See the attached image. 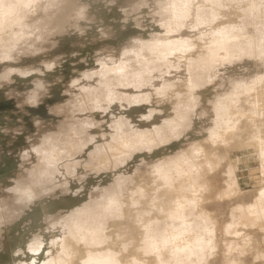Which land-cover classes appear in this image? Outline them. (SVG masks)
<instances>
[{
  "label": "rangeland",
  "instance_id": "374dc122",
  "mask_svg": "<svg viewBox=\"0 0 264 264\" xmlns=\"http://www.w3.org/2000/svg\"><path fill=\"white\" fill-rule=\"evenodd\" d=\"M0 210L12 264H264V0H0Z\"/></svg>",
  "mask_w": 264,
  "mask_h": 264
},
{
  "label": "crops",
  "instance_id": "0c3cea01",
  "mask_svg": "<svg viewBox=\"0 0 264 264\" xmlns=\"http://www.w3.org/2000/svg\"><path fill=\"white\" fill-rule=\"evenodd\" d=\"M34 196V194H32V192H31V197H33ZM24 212V210H0V228H2L3 227V225L5 224V223H8V222H11L12 221V223L14 222V221H16L21 215H22V213ZM20 215V216H19ZM11 216H13V217H11ZM19 216V217H18ZM10 217V218H9ZM4 221H7V222H5L4 223ZM3 229V228H2ZM2 238V237H1ZM28 238V237H27ZM27 240L28 239H26V242H27ZM27 244V243H26ZM25 244V245H26ZM4 245H5V241L3 240V239H0V251L1 250H3L4 248ZM25 247V246H24ZM6 250H8V249H6ZM26 252H28L27 250H26ZM30 253V252H29ZM35 254V253H34ZM15 255H17V254H15ZM14 255V256H15ZM14 256H13V254L11 255V257H10V261L8 262V260L7 259H5V257L2 255V253H0V264H12L15 260H14ZM34 257L35 256H31V260H30V263L31 264H35L36 262H33L34 260ZM36 261V260H35Z\"/></svg>",
  "mask_w": 264,
  "mask_h": 264
},
{
  "label": "clouds",
  "instance_id": "9594fccd",
  "mask_svg": "<svg viewBox=\"0 0 264 264\" xmlns=\"http://www.w3.org/2000/svg\"><path fill=\"white\" fill-rule=\"evenodd\" d=\"M6 7H12L11 5H6Z\"/></svg>",
  "mask_w": 264,
  "mask_h": 264
}]
</instances>
